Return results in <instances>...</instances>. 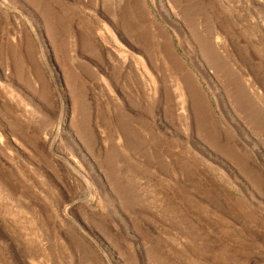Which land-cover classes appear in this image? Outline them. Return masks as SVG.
<instances>
[{
    "label": "rangeland",
    "instance_id": "rangeland-1",
    "mask_svg": "<svg viewBox=\"0 0 264 264\" xmlns=\"http://www.w3.org/2000/svg\"><path fill=\"white\" fill-rule=\"evenodd\" d=\"M0 264H264V0H0Z\"/></svg>",
    "mask_w": 264,
    "mask_h": 264
},
{
    "label": "bare ground",
    "instance_id": "bare-ground-1",
    "mask_svg": "<svg viewBox=\"0 0 264 264\" xmlns=\"http://www.w3.org/2000/svg\"><path fill=\"white\" fill-rule=\"evenodd\" d=\"M210 56H211V54H210ZM209 57V56H208ZM207 57V58H208ZM213 57H215L214 56V54H212V58ZM209 59V61H214L213 59L211 60L210 59V57L208 58ZM208 61V60H207ZM218 61V60H217ZM209 63V62H208ZM216 63H218V62H216ZM213 64H214V62H213ZM216 67H217V65H216ZM191 78V76H187V77H185L184 78V83H185V85H186V88H187V91H188V93H189V95H190V97L193 99V100H195L196 98H198V96H199V93L197 92V90H196V87H195V85L193 84L194 83V81H193V83H192V79H190ZM177 85V84H176ZM177 87V86H176ZM180 88V87H179ZM176 90V89H175ZM181 91V90H180ZM183 91V90H182ZM176 94V93H175ZM178 94V93H177ZM182 94H184V93H182ZM179 95V94H178ZM182 96H184V95H182ZM178 98V97H177ZM184 98H185V96H184ZM185 99H187V98H185ZM185 101V100H184ZM179 102V104H178V107H179V110H181V111H183L184 110V107H183V100L181 99L180 101H178ZM185 105H186V103H185Z\"/></svg>",
    "mask_w": 264,
    "mask_h": 264
}]
</instances>
